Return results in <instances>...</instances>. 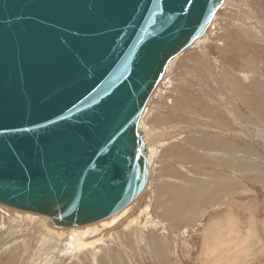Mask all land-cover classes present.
<instances>
[{"label": "water", "instance_id": "95a60500", "mask_svg": "<svg viewBox=\"0 0 264 264\" xmlns=\"http://www.w3.org/2000/svg\"><path fill=\"white\" fill-rule=\"evenodd\" d=\"M223 2L0 0V204L79 239L125 217L150 175L148 98Z\"/></svg>", "mask_w": 264, "mask_h": 264}, {"label": "rangeland", "instance_id": "374dc122", "mask_svg": "<svg viewBox=\"0 0 264 264\" xmlns=\"http://www.w3.org/2000/svg\"><path fill=\"white\" fill-rule=\"evenodd\" d=\"M196 43L140 117L150 175L125 217L79 239L83 227L64 235L0 204V264H200L223 241L217 227L238 228L264 264V0H226Z\"/></svg>", "mask_w": 264, "mask_h": 264}, {"label": "bare ground", "instance_id": "6f19581e", "mask_svg": "<svg viewBox=\"0 0 264 264\" xmlns=\"http://www.w3.org/2000/svg\"><path fill=\"white\" fill-rule=\"evenodd\" d=\"M225 3H226V0H224L223 4H225ZM196 42H198V40L195 41L192 44V46ZM196 44H198V43H196ZM166 69H167V67H166ZM154 90H155V88H154ZM140 125H141V123H140ZM141 127H143V126L141 125ZM143 130H144V128H143ZM145 140H146V138H145ZM147 149H148V147H147ZM148 162H149V160H148ZM226 228L225 227H217L218 232L224 237L223 241L218 247H215L213 249H211L210 246H209V243H207L206 249L211 250V254L209 256H204L203 255L199 259L200 260V264H207L208 260H210L211 264H245V263L253 264V262L251 261L252 257H254V256L258 257V256H257V254L254 255V256L251 255V253H252L251 252L252 251V244L251 243L252 242L247 240L246 236L245 237H241L239 242L241 244H243V246L241 248H239L240 252L237 253L239 249H238V247H234V245L238 242L237 241V237H236L238 234L236 235V233H235V232H238V228H236L235 230H227ZM66 229H68V228H66ZM71 229L74 230L75 228H70L69 230H71ZM212 229H213V224L211 223V224L208 225V228H207V230L205 232V238L204 239H205L206 242H208L210 240V238L213 236ZM76 231H77V229H76ZM254 231H256V230H254ZM249 234H251V233H249ZM232 236H235V238L232 237ZM73 242L75 243V247H76L77 244L80 245V246H83V244H86L85 242H82V240H79V239H77L76 241L73 239ZM74 243H73V245H74ZM69 246H72V245L69 244ZM232 247H234V248L232 249ZM213 261H214V263H213ZM249 261H250V263H249Z\"/></svg>", "mask_w": 264, "mask_h": 264}, {"label": "crops", "instance_id": "0c3cea01", "mask_svg": "<svg viewBox=\"0 0 264 264\" xmlns=\"http://www.w3.org/2000/svg\"><path fill=\"white\" fill-rule=\"evenodd\" d=\"M125 224H127V223H125Z\"/></svg>", "mask_w": 264, "mask_h": 264}]
</instances>
